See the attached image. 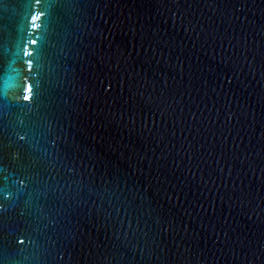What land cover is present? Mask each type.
<instances>
[{"label": "water", "instance_id": "95a60500", "mask_svg": "<svg viewBox=\"0 0 264 264\" xmlns=\"http://www.w3.org/2000/svg\"><path fill=\"white\" fill-rule=\"evenodd\" d=\"M0 264H264V0H0Z\"/></svg>", "mask_w": 264, "mask_h": 264}, {"label": "snow or ice", "instance_id": "6c2138e0", "mask_svg": "<svg viewBox=\"0 0 264 264\" xmlns=\"http://www.w3.org/2000/svg\"><path fill=\"white\" fill-rule=\"evenodd\" d=\"M29 18H30L31 20L33 19L32 16H30ZM35 19L38 20L39 17H36ZM33 26H37V25H36L35 23H33ZM27 91H28V93H31V92H32V88H28Z\"/></svg>", "mask_w": 264, "mask_h": 264}]
</instances>
